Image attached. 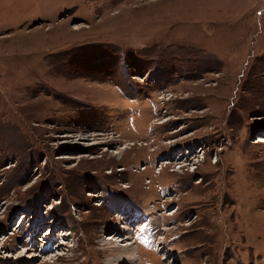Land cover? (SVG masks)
Segmentation results:
<instances>
[{"label":"rangeland","instance_id":"374dc122","mask_svg":"<svg viewBox=\"0 0 264 264\" xmlns=\"http://www.w3.org/2000/svg\"><path fill=\"white\" fill-rule=\"evenodd\" d=\"M262 139L264 0H0V264H264Z\"/></svg>","mask_w":264,"mask_h":264},{"label":"bare ground","instance_id":"6f19581e","mask_svg":"<svg viewBox=\"0 0 264 264\" xmlns=\"http://www.w3.org/2000/svg\"><path fill=\"white\" fill-rule=\"evenodd\" d=\"M261 141H264V140L262 139ZM150 220H152L151 217L149 218V221H150ZM22 222H23V221H22ZM135 225H138V226H139L138 223H136ZM132 229H133V230H132V233H133V232H134V229H136V228L133 227ZM132 243H133V242H132ZM133 244H134V243H133ZM34 245H35V244H34ZM123 250H124V252L126 253V254H124V258L135 259V258L133 257V256H134V253H133V252L128 254V252H129V251H128V250H129L128 248L124 247ZM130 254H132V255L130 256ZM129 256H130V257H129ZM121 260H122V259H117V260L114 261L113 264H120ZM121 263H122V262H121Z\"/></svg>","mask_w":264,"mask_h":264}]
</instances>
